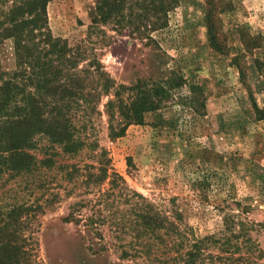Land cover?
Segmentation results:
<instances>
[{
    "label": "rangeland",
    "instance_id": "1",
    "mask_svg": "<svg viewBox=\"0 0 264 264\" xmlns=\"http://www.w3.org/2000/svg\"><path fill=\"white\" fill-rule=\"evenodd\" d=\"M17 1L0 0V22ZM98 1L51 0L47 26L70 48L86 47L79 69L101 67L114 83L112 98L121 87H151L169 80L181 84L159 109L145 115L143 124L131 125L118 139L109 138L105 113L95 126L107 151L109 173L125 180L127 193L144 196L172 219L180 214L185 244L174 246L166 238V248L145 238L141 242L155 244L151 256L130 251L131 257H124L109 228H103L101 239L85 218L65 221L76 202L98 205L100 188H86L79 178L70 183L58 169L41 172L48 186L37 185L35 173L6 172L0 177V214L16 203L39 206L23 215L25 224L9 237L21 248L14 264H182L180 254L194 240L222 235L227 216L252 226L250 237L259 247L241 248L234 263L251 264L252 258L253 264H264V0H177L166 27L148 24L142 34L125 23L103 21L91 32ZM125 6L128 16L129 4ZM155 14H150L154 20ZM211 26L218 48L211 41ZM15 47L14 39L0 38L4 74L18 68ZM108 100L102 98L101 111ZM62 164L98 165L89 151L61 157L56 167ZM109 187L107 180L101 191ZM122 237L137 244L131 234Z\"/></svg>",
    "mask_w": 264,
    "mask_h": 264
},
{
    "label": "trees",
    "instance_id": "2",
    "mask_svg": "<svg viewBox=\"0 0 264 264\" xmlns=\"http://www.w3.org/2000/svg\"><path fill=\"white\" fill-rule=\"evenodd\" d=\"M50 1L14 2L13 9L0 22V38L15 40L18 63L17 70L11 74L0 71V177L6 172L17 176L35 173L39 180L34 182L48 186L49 182L42 179L41 172L58 169L64 172L70 183L79 178L86 188H100L98 205L88 204L86 200L76 202L70 206L65 221L79 223L85 218L86 226L101 239H104L103 228H109L121 242L118 248H121L124 257H131L130 251L151 256L155 244L141 242L145 238L160 241L166 248L169 244L166 238H171L174 246H178L174 243L183 246L184 230L179 222L180 214L179 218L172 219L144 196L133 191L127 193L125 180L116 172L109 173L107 151L100 145L95 126V119L102 118L105 113L108 117V136L112 140L118 139L131 125L143 124L145 115L159 109L181 84L169 80L151 87L146 84L121 87L112 98L114 83L101 67L90 65L95 68L93 72L91 68L79 69V57L86 47L70 48L65 41L52 35L46 14ZM126 4H129L128 16L124 14ZM176 4L177 0L98 1L92 14L91 32L102 21L119 26L125 23L137 34H142L141 29H147L148 24L164 28ZM152 13H156V20L151 17ZM26 15L30 17L26 18ZM208 22L211 25V15ZM6 24L9 26L5 27ZM209 32L213 46L218 48L213 26ZM93 83L97 84L96 88ZM128 91L132 94L125 96ZM104 96L109 100L101 111ZM191 103L194 105L197 100ZM85 151L93 154L97 166L62 164L56 167L59 158H76ZM40 154L43 156L41 159ZM107 180L110 187L105 192L101 191ZM51 196L57 197L54 193ZM126 202L128 206H124ZM37 208L16 203L6 214H0V264L16 262L14 258L21 248L9 237L19 232L18 226L25 224L23 215L36 212ZM85 209L91 214L83 212ZM251 229L252 226L247 223L241 221L237 224L231 216H227L222 235L194 240L180 254L182 264H235L234 255L241 248L259 251L250 237ZM123 234L133 235L137 244L124 242ZM225 252L231 257H225ZM249 261L253 264L252 258Z\"/></svg>",
    "mask_w": 264,
    "mask_h": 264
}]
</instances>
